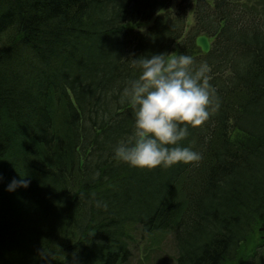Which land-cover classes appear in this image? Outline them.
Masks as SVG:
<instances>
[{
  "label": "trees",
  "instance_id": "16d2710c",
  "mask_svg": "<svg viewBox=\"0 0 264 264\" xmlns=\"http://www.w3.org/2000/svg\"><path fill=\"white\" fill-rule=\"evenodd\" d=\"M161 53L207 64L220 107L181 142L199 162L137 169L125 89ZM135 230L174 264H264V0H0V264H126Z\"/></svg>",
  "mask_w": 264,
  "mask_h": 264
},
{
  "label": "clouds",
  "instance_id": "9594fccd",
  "mask_svg": "<svg viewBox=\"0 0 264 264\" xmlns=\"http://www.w3.org/2000/svg\"><path fill=\"white\" fill-rule=\"evenodd\" d=\"M132 62L142 69L125 89L137 108L135 131L133 137L119 142L116 157L133 168L147 170L199 162L200 153L180 145L189 135V127H202L220 107L207 75L208 65L195 68L188 55L163 53ZM28 186L29 181L21 177L13 179L7 190Z\"/></svg>",
  "mask_w": 264,
  "mask_h": 264
},
{
  "label": "rangeland",
  "instance_id": "374dc122",
  "mask_svg": "<svg viewBox=\"0 0 264 264\" xmlns=\"http://www.w3.org/2000/svg\"><path fill=\"white\" fill-rule=\"evenodd\" d=\"M191 17L190 14L189 19ZM132 234L134 237V241L131 242L132 256L126 264H174L176 251L170 233L162 236L142 237L135 230Z\"/></svg>",
  "mask_w": 264,
  "mask_h": 264
},
{
  "label": "water",
  "instance_id": "95a60500",
  "mask_svg": "<svg viewBox=\"0 0 264 264\" xmlns=\"http://www.w3.org/2000/svg\"><path fill=\"white\" fill-rule=\"evenodd\" d=\"M195 46L202 52L208 53L210 50L209 39L205 35L198 36L195 39Z\"/></svg>",
  "mask_w": 264,
  "mask_h": 264
}]
</instances>
